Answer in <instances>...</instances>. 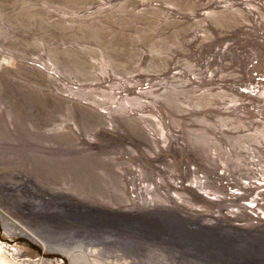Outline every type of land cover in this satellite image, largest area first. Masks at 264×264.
Wrapping results in <instances>:
<instances>
[{"label":"rangeland","instance_id":"1","mask_svg":"<svg viewBox=\"0 0 264 264\" xmlns=\"http://www.w3.org/2000/svg\"><path fill=\"white\" fill-rule=\"evenodd\" d=\"M0 247L264 264V0H0Z\"/></svg>","mask_w":264,"mask_h":264},{"label":"bare ground","instance_id":"2","mask_svg":"<svg viewBox=\"0 0 264 264\" xmlns=\"http://www.w3.org/2000/svg\"><path fill=\"white\" fill-rule=\"evenodd\" d=\"M7 258V257H6ZM6 258H5V256L3 255V253H2V249H1V247H0V260L1 261H6ZM9 260V259H8ZM16 261V260H15ZM12 263V262H11ZM10 264V263H9Z\"/></svg>","mask_w":264,"mask_h":264}]
</instances>
